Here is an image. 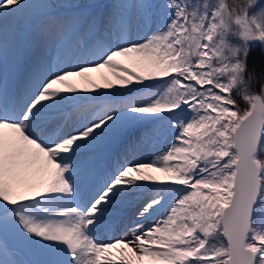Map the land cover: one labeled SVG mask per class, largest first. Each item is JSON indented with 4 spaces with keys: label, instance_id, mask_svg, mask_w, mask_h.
Masks as SVG:
<instances>
[{
    "label": "snow or ice",
    "instance_id": "obj_1",
    "mask_svg": "<svg viewBox=\"0 0 264 264\" xmlns=\"http://www.w3.org/2000/svg\"><path fill=\"white\" fill-rule=\"evenodd\" d=\"M93 8L0 0L15 21L0 26V264H264V0ZM33 29L45 58L25 68ZM169 133L148 162L82 192L113 146L132 153Z\"/></svg>",
    "mask_w": 264,
    "mask_h": 264
},
{
    "label": "bare ground",
    "instance_id": "obj_2",
    "mask_svg": "<svg viewBox=\"0 0 264 264\" xmlns=\"http://www.w3.org/2000/svg\"><path fill=\"white\" fill-rule=\"evenodd\" d=\"M89 3L94 5V9L98 8L100 5L104 6L100 12H107V6L111 7L113 0H91ZM88 3V4H89ZM82 5H88L87 3H81ZM107 10V11H106ZM99 12V13H100ZM5 23L12 25L15 21L12 18H8L7 21L0 19V26H3ZM45 58L44 57V50L37 39L35 30H30L28 32V36L24 46V66L25 68L30 67L33 63L37 62L39 59ZM123 62L128 63L127 61ZM126 91V89H124ZM69 131H71V125H69ZM146 149H142L132 153H126L124 151V145L119 144L113 146L109 149L106 153L100 155L98 157V175L91 181L88 182L87 185H81V190L85 194L86 197L90 198L92 195L96 193V191L103 187V179L107 176L111 175L115 169L126 162L132 161H140V162H148L150 159L146 156ZM110 166H115L113 169H110ZM161 179H164V174L157 173ZM151 193H141L139 197L135 200V203L128 204L126 208L121 211V215L118 217H112L111 223L112 227L110 229L105 230L101 234V239L104 242H108L109 240H114L119 238L123 232L126 230L127 226H130L131 221L135 219V214L139 210L141 203L147 198L148 195ZM164 212L161 211L160 215H163ZM151 218L145 221V223H150Z\"/></svg>",
    "mask_w": 264,
    "mask_h": 264
},
{
    "label": "trees",
    "instance_id": "obj_3",
    "mask_svg": "<svg viewBox=\"0 0 264 264\" xmlns=\"http://www.w3.org/2000/svg\"><path fill=\"white\" fill-rule=\"evenodd\" d=\"M158 1H156V3H158ZM160 4V3H158ZM261 59H262V49L257 46L253 51L252 53L250 54V58H249V61H250V66L254 63L256 65V71H257V79L256 81H254L253 83V88L252 90L255 91V92H258V89L260 87V84H261V78H260V71H259V65H260V62H261ZM237 99V102H238V105L243 108L245 107V103L241 100V98L239 97V95H236L235 97Z\"/></svg>",
    "mask_w": 264,
    "mask_h": 264
},
{
    "label": "rangeland",
    "instance_id": "obj_4",
    "mask_svg": "<svg viewBox=\"0 0 264 264\" xmlns=\"http://www.w3.org/2000/svg\"><path fill=\"white\" fill-rule=\"evenodd\" d=\"M91 0H81V3H89ZM166 2V0H163V2H162V5L164 4ZM121 63H125V62H123L122 60H121ZM129 66L131 67V64H129ZM113 83L114 84H117L118 82H116L115 80H113ZM146 83H151V81H146ZM129 87H131V86H129ZM114 90V89H113ZM120 91L121 92H124V89H120ZM172 139V136H171V133H169L168 134V136L165 138V140L164 141H162V142H160V143H157V144H155L153 147H151V148H147L146 149V157L147 158H151V156H152V153L154 152V151H160V150H162V149H164L165 147H166V144H167V141H170ZM115 166H110V169H113ZM139 195H141V194H139ZM139 195L137 196V197H135V198H133L131 201H130V203L129 204H133V203H135V200L139 197Z\"/></svg>",
    "mask_w": 264,
    "mask_h": 264
}]
</instances>
